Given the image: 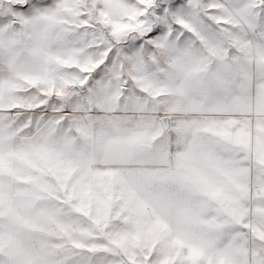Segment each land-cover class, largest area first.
Listing matches in <instances>:
<instances>
[{
  "label": "snow or ice",
  "instance_id": "obj_1",
  "mask_svg": "<svg viewBox=\"0 0 264 264\" xmlns=\"http://www.w3.org/2000/svg\"><path fill=\"white\" fill-rule=\"evenodd\" d=\"M0 264H264V0H0Z\"/></svg>",
  "mask_w": 264,
  "mask_h": 264
}]
</instances>
